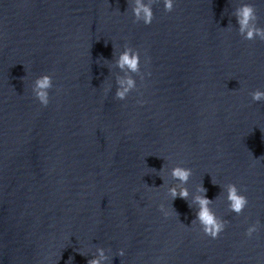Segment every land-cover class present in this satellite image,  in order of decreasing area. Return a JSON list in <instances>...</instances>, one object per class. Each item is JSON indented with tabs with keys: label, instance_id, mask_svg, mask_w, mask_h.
I'll use <instances>...</instances> for the list:
<instances>
[{
	"label": "clouds",
	"instance_id": "1",
	"mask_svg": "<svg viewBox=\"0 0 264 264\" xmlns=\"http://www.w3.org/2000/svg\"><path fill=\"white\" fill-rule=\"evenodd\" d=\"M155 0H133L132 3V14L134 16V23L143 22L145 25H150L154 19V13L152 6ZM164 10L166 12H172L174 10V0H163ZM235 18L238 25V33L244 40L254 41L259 39L264 42V27L258 26L259 16L257 14L256 7L251 3H242L235 10ZM117 66L124 70L127 68L130 72L138 73L141 71V54L138 49L125 44L124 50L120 53L119 58L116 61ZM151 75V73H148ZM144 74L141 77L143 81ZM117 83L120 87L117 89L115 98L118 100H125L129 93L136 89V80L132 77L119 79ZM53 88V79L49 74H43L38 76L32 85V93L36 100L41 106L47 107L50 103L49 90ZM108 90L106 89L105 92ZM250 96L253 102L264 101V90L256 89L250 92ZM142 103V101H138ZM171 175L173 179L178 180L180 184L186 185L189 178L192 176V169L176 166L172 169ZM226 200L228 202V209L230 212H234L237 215L243 213L244 209L248 206L247 196L242 194V191L247 189L238 188L235 183H227L225 186ZM198 191L203 193L193 197L191 207L193 204L197 207L196 219L193 221L194 224H199L200 229L205 236L212 239H218L220 234L225 230L228 224L227 220H224L216 215L211 205L214 203L206 196L207 190L203 187V184L199 186ZM171 199L174 201L177 197L189 200V191L187 187H172L168 189ZM159 210L162 211L165 217L171 215V213L165 210L163 204L159 205ZM261 224L257 220L251 224L245 231V236L251 238L254 233H258ZM99 256L96 258L89 259L87 264H101L102 260L106 259L104 256L103 249H98ZM124 250L121 249L118 252L119 256H124Z\"/></svg>",
	"mask_w": 264,
	"mask_h": 264
}]
</instances>
